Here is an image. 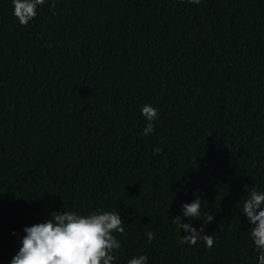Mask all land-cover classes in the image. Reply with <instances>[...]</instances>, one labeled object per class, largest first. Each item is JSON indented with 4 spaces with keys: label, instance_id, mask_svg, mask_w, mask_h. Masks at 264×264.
Returning a JSON list of instances; mask_svg holds the SVG:
<instances>
[{
    "label": "trees",
    "instance_id": "16d2710c",
    "mask_svg": "<svg viewBox=\"0 0 264 264\" xmlns=\"http://www.w3.org/2000/svg\"><path fill=\"white\" fill-rule=\"evenodd\" d=\"M13 10L0 0V264L53 211L119 213L114 264H258L242 206L264 192V0H46L27 26ZM197 195L201 219L183 216ZM178 215L213 247L180 244Z\"/></svg>",
    "mask_w": 264,
    "mask_h": 264
},
{
    "label": "clouds",
    "instance_id": "9594fccd",
    "mask_svg": "<svg viewBox=\"0 0 264 264\" xmlns=\"http://www.w3.org/2000/svg\"><path fill=\"white\" fill-rule=\"evenodd\" d=\"M46 0H12L13 15L22 26H27L37 15L38 6ZM199 4L201 0H188ZM54 7V5H53ZM141 114L147 124L143 130L145 136L154 131V121L158 110L150 104L141 108ZM161 152L159 147L154 154ZM202 202L199 196L191 203L181 205L183 216L191 219H201ZM242 211L253 226L249 235L254 242L257 262L264 264V192L253 189L243 203ZM208 215L205 223L213 220ZM173 223L190 235L180 236L179 243L195 246L203 240L208 248L213 247L214 239L206 234L204 228L199 230L190 223H183L181 216L173 217ZM25 235L20 241V247L10 264H114L118 259L115 253L121 248L120 241L113 233L123 235V219L117 212L100 211L90 215H81L72 211H53L50 218L44 222L26 226ZM17 235V233H13ZM147 242L151 243L154 234L146 233ZM127 264H148L146 254L133 256Z\"/></svg>",
    "mask_w": 264,
    "mask_h": 264
}]
</instances>
